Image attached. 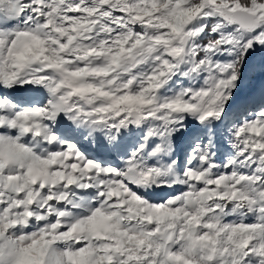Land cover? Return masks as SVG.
Wrapping results in <instances>:
<instances>
[{
  "label": "snow or ice",
  "instance_id": "6c2138e0",
  "mask_svg": "<svg viewBox=\"0 0 264 264\" xmlns=\"http://www.w3.org/2000/svg\"><path fill=\"white\" fill-rule=\"evenodd\" d=\"M0 264H264V0H0Z\"/></svg>",
  "mask_w": 264,
  "mask_h": 264
}]
</instances>
